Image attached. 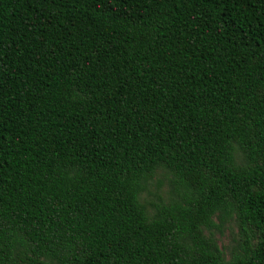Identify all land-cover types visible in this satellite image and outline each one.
<instances>
[{
	"label": "trees",
	"instance_id": "trees-1",
	"mask_svg": "<svg viewBox=\"0 0 264 264\" xmlns=\"http://www.w3.org/2000/svg\"><path fill=\"white\" fill-rule=\"evenodd\" d=\"M0 264H264V0H0Z\"/></svg>",
	"mask_w": 264,
	"mask_h": 264
},
{
	"label": "rangeland",
	"instance_id": "rangeland-1",
	"mask_svg": "<svg viewBox=\"0 0 264 264\" xmlns=\"http://www.w3.org/2000/svg\"><path fill=\"white\" fill-rule=\"evenodd\" d=\"M166 190V186H162L161 187V192ZM227 236H228V232H225L224 235H220L218 236V241L220 245L226 244L227 243Z\"/></svg>",
	"mask_w": 264,
	"mask_h": 264
}]
</instances>
